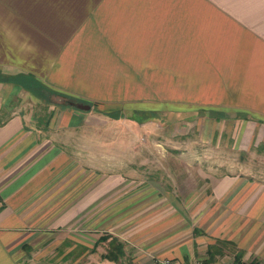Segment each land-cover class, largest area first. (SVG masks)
Segmentation results:
<instances>
[{
  "label": "crops",
  "instance_id": "obj_1",
  "mask_svg": "<svg viewBox=\"0 0 264 264\" xmlns=\"http://www.w3.org/2000/svg\"><path fill=\"white\" fill-rule=\"evenodd\" d=\"M136 106L215 113L213 126L231 127L238 148L256 146L264 138V0H0V264H49L56 243L73 239L66 225L103 220L98 202L118 175L106 189L102 178L89 188L70 146L95 127L88 116ZM211 167L192 231L183 232L182 216L143 215L128 235L133 260L214 264L226 249L242 264H264L263 178ZM128 191L145 207L164 203L156 191ZM208 245L217 247L212 256Z\"/></svg>",
  "mask_w": 264,
  "mask_h": 264
},
{
  "label": "rangeland",
  "instance_id": "obj_2",
  "mask_svg": "<svg viewBox=\"0 0 264 264\" xmlns=\"http://www.w3.org/2000/svg\"><path fill=\"white\" fill-rule=\"evenodd\" d=\"M42 97L48 100V97ZM57 99L62 104L67 102L62 96ZM114 113L88 116V124L95 127L88 129L87 139L76 148L73 143L70 146L75 153L72 157L78 156L81 163L85 164L82 166L87 172V180L90 177L87 181L89 188L100 182V178L103 189L118 181L117 186L106 192L104 190L98 202L103 220L97 225H89L84 223V219L82 221L83 217H78L66 225L73 239L64 237L56 243L54 256L48 258L49 264H150L147 255L139 254L141 256L132 259L131 252L136 249L134 247L132 250L130 242L133 240L128 238L129 233L136 226L141 227V217L150 212L153 215L182 216L186 226L183 232L190 233L196 214L192 211L198 203L203 202V196L208 192L206 188L203 190L208 183L204 173H211L212 164L216 174L221 172L220 168L234 170L243 167L264 181V138L256 146L251 142L246 150L238 148L239 142L237 137L231 135V127H225L224 123L218 128L220 120L213 126L211 120L215 113L187 112L181 115L178 112L145 111L137 106L133 111L122 108L118 117L110 115ZM79 132L77 130L74 135L83 137ZM210 154L214 158H207ZM112 174L118 175L117 181H110ZM195 182L200 185V191H196ZM128 189L136 193L143 189L149 190L145 197L156 191L154 199L164 203L145 207V203H139L140 199L135 201L128 198L134 194H130ZM111 191L114 193L111 194ZM92 210L94 208L88 209V213ZM110 214L118 221L111 224ZM65 230L60 229L58 238L63 237ZM112 233L116 241L123 244L122 253L116 261L101 258L108 248L109 239L103 237ZM80 237H83L86 245L80 244ZM214 259V264L238 262L233 253L226 249L220 255H214Z\"/></svg>",
  "mask_w": 264,
  "mask_h": 264
},
{
  "label": "trees",
  "instance_id": "obj_3",
  "mask_svg": "<svg viewBox=\"0 0 264 264\" xmlns=\"http://www.w3.org/2000/svg\"><path fill=\"white\" fill-rule=\"evenodd\" d=\"M37 85H38V87H42V85L40 83L37 84ZM28 86L31 87V85H28ZM32 87H34V86H32ZM109 236L110 235H106V236L103 237V239H105V238L106 239L109 238V239L107 241L108 248H107V250L104 253L101 254V258L103 257V258L111 260V261H116L118 255L122 253L123 244L121 242H117L116 241L117 239H116L115 236H110V237ZM213 249H217V247L216 246H212V245H208V250H207L208 256H212L213 255V253H214ZM233 257L235 258V261L241 262L239 260V255H236V256L233 255ZM243 264H256V261L252 259V260H250L248 262H245Z\"/></svg>",
  "mask_w": 264,
  "mask_h": 264
},
{
  "label": "built area",
  "instance_id": "obj_4",
  "mask_svg": "<svg viewBox=\"0 0 264 264\" xmlns=\"http://www.w3.org/2000/svg\"><path fill=\"white\" fill-rule=\"evenodd\" d=\"M154 264H212V263L207 262L206 259L202 257H196L195 259H192L189 262L178 261L169 257H162L155 260ZM228 264H240V263L229 262Z\"/></svg>",
  "mask_w": 264,
  "mask_h": 264
},
{
  "label": "water",
  "instance_id": "obj_5",
  "mask_svg": "<svg viewBox=\"0 0 264 264\" xmlns=\"http://www.w3.org/2000/svg\"><path fill=\"white\" fill-rule=\"evenodd\" d=\"M68 104L78 108V109H88L89 108V104L88 103H85V102H82V101H77V100H73V99H68L66 100ZM114 117H117L118 116V113L115 112L114 114H110Z\"/></svg>",
  "mask_w": 264,
  "mask_h": 264
}]
</instances>
